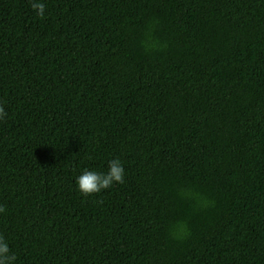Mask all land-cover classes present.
Instances as JSON below:
<instances>
[{
	"label": "trees",
	"instance_id": "16d2710c",
	"mask_svg": "<svg viewBox=\"0 0 264 264\" xmlns=\"http://www.w3.org/2000/svg\"><path fill=\"white\" fill-rule=\"evenodd\" d=\"M44 3L0 0L15 264H264V0Z\"/></svg>",
	"mask_w": 264,
	"mask_h": 264
},
{
	"label": "clouds",
	"instance_id": "9594fccd",
	"mask_svg": "<svg viewBox=\"0 0 264 264\" xmlns=\"http://www.w3.org/2000/svg\"><path fill=\"white\" fill-rule=\"evenodd\" d=\"M31 8L36 15L43 17L45 15L44 0H30ZM6 116L3 107H0V119ZM125 175L124 165L118 158H113L107 162V170L98 172L91 169H83L75 177L77 190L83 195L99 193L108 189L113 183H123ZM0 211H3L0 208ZM16 256L11 253L8 242L0 236V264H15Z\"/></svg>",
	"mask_w": 264,
	"mask_h": 264
}]
</instances>
